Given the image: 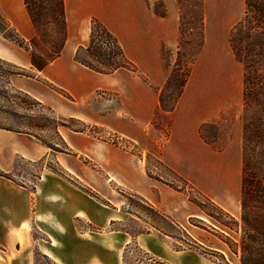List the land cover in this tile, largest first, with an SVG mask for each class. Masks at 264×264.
I'll use <instances>...</instances> for the list:
<instances>
[{
  "label": "crops",
  "instance_id": "0c3cea01",
  "mask_svg": "<svg viewBox=\"0 0 264 264\" xmlns=\"http://www.w3.org/2000/svg\"><path fill=\"white\" fill-rule=\"evenodd\" d=\"M156 1L161 0H64L67 24L64 49L34 77H13V85L58 115L109 128L144 145L160 109L161 89L169 79L164 52L177 51L181 42L179 14L171 9L170 0H163L164 16L155 13L152 3ZM0 14L21 38L36 37L24 0H0ZM93 18L116 36L141 75L125 69L106 75L76 62L77 49L89 42ZM210 44L206 35L184 92L172 114H168L169 137L161 148L164 164L188 179L186 166H216L215 161L200 158L207 152L216 155V149L201 136L204 125L216 123L224 132H228L225 128L237 126L239 143L243 139V129L234 123L239 121L240 114H220L221 104L210 100L211 92L207 89L202 98L193 99L189 95L197 68L218 70L223 60L229 64L239 62L228 44L217 55ZM0 58L26 69L32 67L29 53L2 35ZM211 83L204 82L207 87ZM107 91L120 97V105L106 112L94 109L95 99L112 102L103 97ZM224 105L230 107L232 102L228 100ZM237 108L242 109L240 100ZM59 133L69 147L67 152L52 151L35 137L0 128L1 171L12 172L19 158L35 163L53 156L56 164L68 172L62 175L44 167L32 187L0 176V264H35V249L56 264H128L126 256L132 245L150 257L138 264H219L196 249L176 248L174 238L157 230L135 236L121 230L103 231L108 225L123 221L128 212L118 206L109 207L84 191L78 178L70 176L72 157L92 156L107 168L110 180L160 211L182 210L191 218L201 209L181 192H170L166 184L149 177L142 157L66 127H59ZM228 138L225 149H229ZM78 223H85L90 229Z\"/></svg>",
  "mask_w": 264,
  "mask_h": 264
},
{
  "label": "rangeland",
  "instance_id": "374dc122",
  "mask_svg": "<svg viewBox=\"0 0 264 264\" xmlns=\"http://www.w3.org/2000/svg\"><path fill=\"white\" fill-rule=\"evenodd\" d=\"M34 3L38 26L36 29V43L31 48V51L37 58L45 61L52 57L54 52L62 46L65 30L61 21L53 15V12L57 9L58 0H34ZM170 7L172 10H176L180 17L181 42L177 51L166 50L164 52V58L169 68V83L163 87V103L155 119L162 126V130L156 129L152 125L148 140L144 145H139L100 125L85 123L86 126H84L80 122H71L69 124L77 129L85 128L86 134H91L90 136L101 142L110 144L117 142V146L121 149L142 157L145 168L148 166L153 175H163L172 182L174 179L157 163L155 157H149V154L153 153L159 156L162 145L169 137L170 118L168 114H172V111L168 110L175 108L185 89L184 87L180 95L179 81L181 76L182 78L185 77V74L190 71L186 81L187 84L190 75L193 73L196 54L204 44L206 35L211 41V49L216 55L221 53L227 44L230 48L233 45L238 50L244 49L249 39L247 37L248 24L240 25L246 18L245 0H170ZM152 8L157 14L166 13V4L163 0L152 3ZM0 28L4 29L1 21ZM6 33L9 34V31H6ZM13 44L20 47L14 42ZM237 62L236 60L233 64H229L228 61L223 60L222 68L218 70L204 71L197 68L191 79L189 95L193 99L202 98L207 89L211 92L210 100L215 101L218 105L221 104L222 110L220 114H240L239 121L236 120L234 123H238L241 129H244V123L249 127H255L258 117H261L264 123V89L259 91V89L256 90L254 88L251 91V95L245 100L244 78L245 75L257 72L259 67L252 68L240 61V63ZM205 80H209L213 84L211 83L207 87L204 84ZM229 80H231L230 85H228ZM225 81L227 84H225ZM103 97L112 102L108 103L104 100H99L98 102L95 99L92 102L94 109L106 112L121 103L120 97L113 91L105 92ZM228 100L232 102L230 107L224 105ZM238 100L242 104L241 110L237 108ZM36 114H38V121L43 123L48 120L46 123L49 125L46 131L37 134L47 141L58 142V138L51 128L62 122L59 117H69L58 115L54 111L51 112L46 107H37ZM0 123L10 125L13 121L6 119L4 115L0 114ZM95 126L98 127L96 128ZM225 130L228 132L221 131L220 126L216 123L207 124L201 128L202 138L216 149V155L214 156L212 153L207 152L202 154L200 158L205 161H215L216 166H186L184 170L190 175V178L182 177L195 190L211 199L240 221L242 142L239 143L238 140L239 132L237 126H233L229 130L225 128ZM226 138L229 139V149H225L228 143ZM72 165L70 176L78 178V183L84 191L109 207L118 206L123 211L128 212L123 221L108 225L102 229L103 231L121 230L135 236L151 231L156 232L157 229L150 224L152 219L158 220L162 225H165L155 214L151 213L144 202L133 196L134 193L118 182L110 180L107 168L102 163H98L92 156L82 154L80 158L72 157ZM44 167H51L58 174L68 173L56 164L53 156H49L45 160L35 163L19 158L16 160L15 168L9 173V176L20 185L32 187L38 182V177ZM165 188L170 192L177 191L167 184ZM197 191H192L188 188L187 193L189 195L181 193L186 199L191 201L190 197H195ZM206 206L208 210H213L214 212L211 205L206 203ZM166 214L170 215L180 226V228L173 230L175 236L179 239L176 240V246H181L182 248L192 245L197 247L200 253L212 252L215 256L214 254H208L207 257L219 264L222 261L221 255L225 257L226 262L229 264H240L239 256L235 255L226 244V241H228L227 237L238 241L241 235L240 230L235 232L226 229L202 210L199 211L197 216L191 218H187L182 210L176 212L167 211ZM223 220L226 221V217H223ZM78 225L82 228L90 229L85 223H78ZM157 231L160 232L159 230ZM35 235L42 237L39 234ZM193 241L203 246V248L194 244ZM33 253L35 264H56L51 259L44 258L38 249H35ZM149 258L146 253L132 245L128 249L126 263L138 264L149 260Z\"/></svg>",
  "mask_w": 264,
  "mask_h": 264
},
{
  "label": "trees",
  "instance_id": "16d2710c",
  "mask_svg": "<svg viewBox=\"0 0 264 264\" xmlns=\"http://www.w3.org/2000/svg\"><path fill=\"white\" fill-rule=\"evenodd\" d=\"M24 4L35 29H37L38 20L34 8V0H24ZM245 5L246 18L240 23V25L243 26L244 24H248L247 37L249 40L244 49L238 50L233 45L231 48L236 58L241 63L252 68L259 67L257 72L245 75L244 97L245 100H247V97L251 95V91L254 90V88H256V90L259 89V91L264 89V0H245ZM158 14L164 16L165 12ZM53 15L58 18L64 26V40L59 50L55 51L52 57L48 60L43 61L37 58L31 51V48L35 46L36 37L30 40L21 38L10 23L0 14V21L4 27V29L0 28V35L25 49L30 55L32 64L31 69H26L0 58V114L4 115L6 119L13 121L10 125H3L0 123V128L35 137L39 142L50 148L52 151L67 152L69 151V147L61 137L59 127H66L74 132L87 133L85 128L77 129L69 123L80 122L84 126H86V124L76 118L59 117L62 122L57 123L54 128H51L58 138V142L47 141L37 133L44 132L49 128V125L46 123L48 120L43 123L38 121L36 108L46 107L51 112H53V110L32 97L30 94L16 88L12 83V78L15 76L34 77L37 71H42L52 60L61 54L67 41L64 0H58L57 9L53 12ZM6 31H9V34H7ZM75 60L79 64L101 74H113L121 69L140 74L137 66L126 57L116 36L96 18H93L91 21L89 42L87 45L80 46L77 49ZM189 73L190 71L185 74V77L182 78L181 76L180 78V95L183 92ZM168 83L169 80L167 84ZM53 89L63 96L69 99L71 98L64 91L54 87ZM162 91L163 89H161L160 93V108L163 103ZM173 110L174 107L168 111ZM257 120L258 122L255 127H249L244 123L242 139L240 221L222 209L211 199L195 190L188 181L165 165L161 159V152L159 156L151 153L149 154V157L154 156L157 163L165 169L174 181H169L163 175H153L149 167L146 166V172L149 177L167 184L177 191L183 192L187 195H189L187 193L188 188L192 191H197V195L193 198L190 197V199L197 204L204 213L218 221L230 231L238 232L240 230L241 235L238 241H235L230 237H227L228 241H226V244L231 251L239 256L240 264H264V123L262 122L263 120L261 117H258ZM153 126L156 129L162 130V126H160L157 120H154ZM95 127L97 128L98 126ZM113 143L117 145V142ZM48 168L54 170L51 167ZM54 172L56 171L54 170ZM0 176L12 179L9 174L1 170ZM133 196L144 202L151 213L155 214L158 219L165 224L162 225L160 221L152 219L150 224L154 228L175 240H179L175 236L173 230L178 227L180 228V226L170 215L157 210L141 197L135 194H133ZM206 203L212 206L214 212L213 210H208ZM223 217H226L227 220H223ZM193 242L203 248V246L197 242ZM176 248L197 250V247L192 245L182 248L181 246H176ZM202 254L207 256L208 254L213 255L214 253L204 252ZM42 256L48 258L46 255ZM221 257L222 261H220V264H229L226 262L224 256L221 255Z\"/></svg>",
  "mask_w": 264,
  "mask_h": 264
}]
</instances>
